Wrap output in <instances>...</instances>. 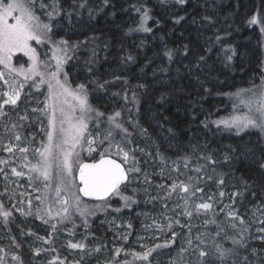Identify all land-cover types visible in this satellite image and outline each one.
Returning <instances> with one entry per match:
<instances>
[{"label": "trees", "instance_id": "16d2710c", "mask_svg": "<svg viewBox=\"0 0 264 264\" xmlns=\"http://www.w3.org/2000/svg\"><path fill=\"white\" fill-rule=\"evenodd\" d=\"M52 2L57 9H62L59 19L70 31L66 34L63 29L56 30L50 42L55 45L61 40L68 41L67 46L60 43L61 49H66L62 50L66 62L64 72L69 84L85 85L92 109L88 117L89 123L93 122L89 124L92 129H107L105 137L109 131L119 132V146L129 155L127 138L133 137L148 149L159 147L173 159H185L190 167L203 162L198 174L205 173L207 183L197 181L192 189L195 188L197 195H204L207 185L229 191L234 197L231 208L235 214L241 215L255 203L264 204V168H261L264 164V141L256 133L236 135L214 125V121L230 107L227 94L241 86L255 85L254 76L262 71L264 0H185L183 4L179 0ZM145 11L148 19L144 27L151 31H144L140 26ZM254 15L257 22L250 23ZM169 50L172 51L171 59L166 54ZM229 55L231 60L227 58ZM28 105L40 112L43 102L36 104L31 101ZM0 106L1 118L6 104L2 105L0 100ZM126 108L146 129L149 139L130 133L124 119ZM115 112H120L115 123L122 128H116L108 118ZM26 123L31 122L27 120ZM35 131L33 124L29 128L17 129L13 136H10L12 129L9 134L0 131V145L12 138V142L21 145L20 150L23 146L25 153L33 158L36 139L31 138V133ZM104 144L107 145V139ZM173 146L178 149H173ZM20 150H5L4 155L20 157L23 153L19 155ZM255 156H259L258 159ZM81 157L82 161L96 160L100 153ZM1 175L0 171V204L11 215L7 220L0 216V260L2 264H32L25 248L26 242L36 239L45 246H51L44 236L53 231L34 211L30 212L31 204L28 209L26 202L28 194H31V200L39 196L41 185L33 173L31 182L26 176L28 186L25 185L26 178L18 176V182L24 189L18 188L22 200L14 206L12 198L3 189ZM32 186L34 192L31 193ZM196 188L202 191H196ZM34 207L37 209V205ZM121 213L131 214V210L123 209ZM97 217L100 215L94 220ZM133 222L131 218L132 232ZM31 225L42 227L37 226L33 230ZM57 228L65 230L67 227ZM87 229L92 239L104 245L112 241L109 234H102V225L95 221ZM115 241L122 245L120 248L127 245L126 240ZM254 244L264 252V243ZM231 249L242 252L244 258L253 264H264V257L251 256L241 246H231ZM188 263L193 262L190 259Z\"/></svg>", "mask_w": 264, "mask_h": 264}, {"label": "rangeland", "instance_id": "374dc122", "mask_svg": "<svg viewBox=\"0 0 264 264\" xmlns=\"http://www.w3.org/2000/svg\"><path fill=\"white\" fill-rule=\"evenodd\" d=\"M2 2L6 4L11 0H2ZM41 4L45 7H41ZM60 10L57 9L52 0H34V12L39 17L40 22L47 23L51 27V31L47 34H44L42 30H38L42 37L39 42L36 40L29 42L30 46L35 49L37 74L33 75L29 71L33 60L24 52H13L8 66L0 64V73L3 74L0 76V100L2 105L4 100L8 99L4 95L5 93L12 94L13 90L19 92L16 103L6 104L4 108V111H6L3 117L0 118V131L7 134L12 129L13 132L10 136H13L17 129L29 128L30 124H33L36 131L31 133V138L39 139L34 141L35 145L33 144V149L35 148L32 150L33 158L22 151L23 146L20 150L21 145L18 142H12V138L11 140L7 139L6 143L0 145V171L3 189L8 193L7 196L12 198L13 204L21 203L22 198L18 193V188L22 185L18 182V176H23L26 180L28 177L29 182H31V175L32 173L35 174L36 181L41 185V193L37 196L40 199L33 197L31 200V194H28L26 200L28 209L29 201H31V211H29H34L43 223H47L49 229L53 228V233L50 232V235L45 234L44 236V239L51 246H45L43 242L38 240L44 246H34V243H31L30 247L26 242L25 248L27 247L30 253V262L32 264H253L244 258L242 252L232 250L231 246H241L251 256L263 258L264 252H260L254 243H264V231H261V229H264V204L255 203L240 215L233 212L231 207L234 205V197L227 190L217 188L216 185H207V191L204 195H197L194 191L195 188L192 189L193 185L197 181L200 184L207 183L206 174H198L199 171L196 170L197 168L201 170L203 162L199 161L197 165L190 167V164L187 165L189 162L185 159L182 161L179 158L173 159L167 156L159 147L148 149L137 138H127L130 145V155L125 167L139 168L140 171L130 172L128 182L126 186L121 188L119 194H114L102 201L84 200L79 196L75 179L77 169L75 164L73 165L72 174L69 176L64 173L63 179L59 175L56 162L49 170L50 176L47 180L36 170V166L42 162L40 153L43 151L44 145L48 143L47 133L50 131L49 120L51 118L50 105L56 104L57 109H59L61 101L64 99L63 96H60L58 100L50 98L48 88L51 73L57 70V57L62 58L64 61L58 78L61 82L66 79L67 85L72 90H76L78 87L69 84L67 75L64 72L66 62L62 50L66 51V49L64 47L61 49L60 43L54 45L50 42L51 35L53 36L56 30L63 29L66 34L70 31L66 27V23L59 19V13L62 12V9ZM49 13L52 15H49ZM18 14V12H14L13 16ZM8 22L14 23L15 21L12 17H9ZM261 70L259 74L254 76L255 85L241 86L227 94L231 102L230 107L214 121L215 126L219 125L224 130L236 135L245 132L256 133V136L261 137L264 141V130L260 128L249 127L238 130L235 127H226L224 124L218 123L221 120H229L233 116L249 114L250 109L252 115L257 114L258 99L264 96V53ZM51 82L53 91L58 92L55 80ZM249 100L252 101L250 106L247 104ZM31 101L36 104L43 102L42 110L36 112L31 109V106L28 105V102ZM76 103L71 97L68 98V105ZM68 105H64L66 110ZM8 110H11V113H7ZM89 113L90 111L83 113L87 128L80 139V143L74 149L73 160L78 159L82 162V155L91 157L92 154L105 152L108 149L110 156L123 162V153L117 155L118 149L116 147L120 144V137L117 136L120 133L115 134V132H112V136L107 139V145H105V130L107 129H92L91 125L89 126L93 123H89ZM81 115L79 107H75L72 111L73 123H76ZM56 116L57 127L59 128V120L61 119L59 110H57ZM124 119L131 130V134L133 132L138 138H150L149 134L146 133V129L139 125L134 115L129 113L127 108ZM27 120L31 123H26ZM64 127L67 129L68 124L65 123ZM89 140H92L91 145L88 143ZM57 142H59V138ZM64 147L67 148L69 145H64ZM89 147L93 151L89 152ZM9 148H18L20 150L19 155L23 152L22 156H5L4 151ZM173 149L177 150L178 147L173 146ZM133 157L135 162H133ZM255 157L258 159L259 156ZM33 170L34 172H32ZM16 173H20V175ZM173 183L178 185L175 191L171 188ZM26 184L28 185V180ZM181 184L188 185V192L182 190L179 186ZM29 186L31 185L29 184ZM57 187L61 189L59 200L64 199L65 196L68 198L67 213L62 211L64 205L57 198ZM31 189H33V186ZM73 193L75 196L72 195ZM76 196L79 197V210H77ZM124 197H129V199L125 200ZM201 203H209L212 207L206 210L197 209L196 206ZM36 205L37 209L34 207ZM28 209L25 210L28 211ZM48 209H51V215L48 214ZM123 209L131 210V214H122ZM108 211L111 212L107 214ZM58 212L60 213L59 216L57 215ZM81 212L84 214L81 215ZM189 212H191L190 216L187 214ZM229 213H234V215H229ZM99 214L100 217L94 220ZM74 218L77 219L73 221ZM131 218L134 220L133 232L130 228ZM241 219L244 221L243 224L240 222ZM93 221L102 225V234H109L108 238L112 241L107 245L90 237V231L87 227ZM170 224L171 227H169ZM53 225L58 230H55ZM232 225H235V227H232ZM37 226L42 227V225H31V229L35 230ZM60 226L67 227L66 231L57 228ZM71 232L74 234L72 233V235ZM217 232L220 233L219 236L216 235ZM61 233L65 234L62 235ZM173 233H175V236H173ZM61 235L63 238H60ZM198 236L200 240H197ZM115 239L126 240L127 245L120 248L119 246L122 245L117 243ZM233 239L239 241V243L234 244ZM189 240L192 241L191 245L188 244ZM201 240L203 243L200 242ZM82 243L83 248L70 247V244ZM157 245L161 247L157 248ZM217 245H220L222 249H231L232 251L222 260L216 249ZM35 248L39 251L35 252ZM160 248H163V250H159ZM148 249H154V251L146 261L135 255L142 254ZM181 249H186V251L182 252ZM201 250L206 252L207 255L200 257L199 252ZM44 253L49 255H44ZM190 259L193 263H188ZM184 260H186L185 263ZM3 262L5 263L4 260Z\"/></svg>", "mask_w": 264, "mask_h": 264}, {"label": "snow or ice", "instance_id": "6c2138e0", "mask_svg": "<svg viewBox=\"0 0 264 264\" xmlns=\"http://www.w3.org/2000/svg\"><path fill=\"white\" fill-rule=\"evenodd\" d=\"M105 3L108 0H104ZM179 3H185V0H179ZM41 7H45V5L41 4ZM140 11V9H137ZM14 12H18V15H14ZM49 15H52L49 13ZM12 17L14 19V23H9L8 18ZM148 19L147 11L144 12L143 16L141 17L140 26L143 28L144 31H151L150 28L144 27V22ZM181 19H183L181 17ZM178 22V21H177ZM257 16H253L250 20V23H256ZM42 30L44 34H47L51 31V27L47 23H41L39 17L34 12V0H11L9 3H3L0 0V64H4L8 66L11 56L13 52H24L26 55H29L30 58L33 60V64L31 65L29 71L35 75L37 74V65H36V57H35V49L30 46V41L36 40L39 42L41 40L40 31ZM264 32V28L261 29ZM219 39V38H217ZM60 43L64 46L68 45V41L61 40ZM169 58L171 59L172 51L169 50L166 53ZM231 60V55L227 57ZM131 59V57H129ZM203 59V57H201ZM63 59L57 57V70L51 73V80L48 82V88L50 93V98L59 99L60 96H63L64 99L61 101L59 109H57L56 104L50 105L51 108V118L49 120L50 131L47 133V140L48 143L44 145L43 151L40 153L42 157V162L38 166H36V170L41 173V175L47 180L50 176V169L53 166V163L56 162V167L59 169V175L61 179H63L64 173H67L69 176L73 172V165L75 164L79 168V179L83 185L80 187L78 191L83 193L84 196H95L98 199H103L109 194H119L121 190V186H126L125 182L129 179L130 172H139V168H126L125 163L129 160V153L124 151L119 145H117V155L123 153V162H118L116 159H112L110 155L106 154L109 150L106 149L105 152L100 153V157L98 160L93 161L92 163H84L76 159L73 160L74 156V149L77 144L80 143V139L84 134V131L87 128V124L84 121L83 113L86 111H91L88 105V97L85 90V85L80 84L78 85L76 90L70 89L67 85V80L65 79L64 82L58 78L60 72L62 71V63ZM3 74L0 73V76ZM27 79V76L25 77ZM52 80H55L57 91H53V84ZM7 83V81H6ZM22 87V85H21ZM8 99L4 100V104H15L17 99L19 98V92L13 90L12 94L5 93ZM71 97L72 100L76 101L77 103L74 105H68V98ZM135 99V96H133ZM252 103L251 100L247 101V104L250 106ZM64 105H68L67 110L65 109ZM75 107H79L81 111V117L76 123L72 121V111ZM59 110L61 119L59 120V128L57 127V116L56 112ZM257 114L252 115L251 109L249 114L244 116H233L229 120H221L218 123L224 124L226 127H235L238 130H243L249 127L260 128L264 130V96L258 99V107H257ZM97 115H102V113H97ZM120 116V112H115L113 116L109 117V120L115 123V118ZM68 124V128L64 127V124ZM116 128H122V125L119 123H115ZM126 132L127 130L124 129ZM112 136V132L109 131L105 139H108ZM59 138V142H57ZM19 139V136L16 137ZM89 145L92 144V140L88 141ZM64 145H69V147L65 148ZM89 152L93 151L91 147H89ZM11 151V148L8 149ZM22 151H26V149H22ZM39 151V150H38ZM78 155V154H76ZM133 162H135V158L133 157ZM211 159V157H209ZM261 168H264V164H261ZM200 171L199 168L196 169ZM15 171V170H13ZM20 175V173H16ZM211 179V177H209ZM223 183V180L220 181ZM184 192H188L189 188L188 185L181 184L179 185ZM178 187L177 184L173 183L171 186L172 190ZM196 191H202L199 188H196ZM56 195L59 200L61 197V189L57 187ZM75 196V194H72ZM223 195V193H221ZM37 199H40L37 197ZM125 200H128L129 197H124ZM77 200V210H79V197L76 196ZM59 202L64 205L62 211L67 213L68 208V198L67 196L64 199L59 200ZM31 204V201H29ZM197 209H210L212 207L209 203H201L198 204ZM20 211V209H17ZM48 214L51 215V209H48ZM119 211V209H117ZM84 213L81 212V215ZM189 216L191 212L187 213ZM11 215V212L5 210L3 205L0 204V216H3L5 220ZM57 215L59 216L60 213L58 212ZM229 215H234V213H229ZM47 222V221H45ZM214 222V221H213ZM241 224L244 221L241 219ZM178 223V221H177ZM55 227V225H53ZM171 227V224L169 225ZM235 227V225H232ZM264 231V229H261ZM217 236L220 235L219 232L216 234ZM175 236V233H173ZM228 239H232L231 237H226ZM197 240H200V237H197ZM203 243V241H200ZM233 243H239L233 239ZM188 244L191 245L192 241L189 240ZM72 248H83V244H70ZM161 247L160 245L156 246ZM197 247H199L197 245ZM217 251L219 252L220 258L226 257V255L231 252V249H222L220 245L216 246ZM39 251V250H37ZM119 251V250H118ZM154 249H148V251L142 254H135L138 258L142 260H148L151 253ZM181 251H186V249H181ZM207 253L204 251L199 252L200 257L206 256ZM18 259V257H14ZM245 259H247L245 257Z\"/></svg>", "mask_w": 264, "mask_h": 264}, {"label": "water", "instance_id": "95a60500", "mask_svg": "<svg viewBox=\"0 0 264 264\" xmlns=\"http://www.w3.org/2000/svg\"><path fill=\"white\" fill-rule=\"evenodd\" d=\"M112 159H116V160H118V162H121L119 159H117V158H114L113 156H110ZM99 159V158H98ZM98 159H96V160H98ZM93 161H95V160H85V161H82V162H84V163H92ZM75 179H76V182H77V184H78V188H77V191H78V189L80 188V187H83V185H82V183H81V181H80V179H79V168L77 167V169H76V172H75ZM128 181H126L125 182V184L127 183ZM123 186V185H122ZM121 186V187H122ZM78 194L80 195V197L82 198V199H84V200H89V201H102V200H105V199H107V198H109L111 195H113V194H109V196H107V197H105V198H103V199H98V198H96L95 196H84L83 195V193H80L79 191H78Z\"/></svg>", "mask_w": 264, "mask_h": 264}, {"label": "bare ground", "instance_id": "6f19581e", "mask_svg": "<svg viewBox=\"0 0 264 264\" xmlns=\"http://www.w3.org/2000/svg\"><path fill=\"white\" fill-rule=\"evenodd\" d=\"M2 128H3V127H2ZM8 128H9V127H8ZM34 145H35V144H34ZM37 145H38V144H37ZM25 146H26V145H25ZM38 146H39V145H38ZM29 147H30V144H29ZM35 147H36V146H35ZM5 164H6V163H5ZM29 184H30V183H29ZM27 186H28V185H27ZM13 187H14V186H13ZM29 187H30V186H29ZM14 188H15V187H14ZM22 188H23V187H22ZM23 189H24V188H23ZM20 190H21V189H20ZM32 190H33V189H32ZM28 191H29V190H28ZM30 191H31V190H30ZM30 191H29V193H30ZM32 192H34V190H33ZM32 192H31V193H32ZM12 193H13V192H12ZM10 194H11V193H10ZM27 194H28V193H27ZM12 202H13V201H12ZM12 202H11V203H12ZM14 206H15V203H14ZM16 206H17V205H16ZM15 208H16V207H15ZM16 209H17V208H16ZM16 209H15V210H16ZM25 214H27V213H25ZM20 219H21V218H20ZM27 220H28V219H27ZM22 221H24V220H22ZM24 223H25V222H24ZM23 228H24V227H23ZM25 229H26V228H25ZM29 229H30V228H29ZM30 230H31V229H30ZM30 230H29V232H30ZM55 230H58V229H55ZM27 231H28V230H27ZM65 231H66V230H65ZM67 231H68V230H67ZM29 232H28V233H29ZM72 233H73V232H71V234H72ZM61 234H62V233H61ZM73 234H74V233H73ZM73 234H72V235H73ZM76 234H77V233H76ZM24 236H25V235H24ZM24 236H23V237H24ZM29 236H30V235H29ZM61 236H62V235H61ZM20 238H21V237H20ZM83 239H84V238H83ZM81 241H82V240H81ZM5 243H6V242H5ZM51 244H52V243H51ZM82 244H83V243H82ZM43 245H44V244H43ZM65 246H66V245H65ZM67 246H68V245H67ZM95 246H96V245H95ZM37 248H39V247H37ZM52 248L55 249L54 247H52ZM26 249H27V248H26ZM86 249H87V248H86ZM34 250H36V248H35ZM32 251H33V250H32ZM33 252H34V251H33ZM35 252H37V250H36ZM29 254H30V253H29ZM49 259H51V258H49ZM60 263H61V262H60Z\"/></svg>", "mask_w": 264, "mask_h": 264}, {"label": "built area", "instance_id": "2783aa9c", "mask_svg": "<svg viewBox=\"0 0 264 264\" xmlns=\"http://www.w3.org/2000/svg\"><path fill=\"white\" fill-rule=\"evenodd\" d=\"M39 139H36L35 141H37ZM53 233V231L51 232ZM65 233H62V235H64ZM62 238V236L60 237ZM31 240H33V242H31ZM31 243H34V246H44L43 243L39 242L38 240L36 239H30L29 241H27V245L31 247ZM44 255H49L48 253H44Z\"/></svg>", "mask_w": 264, "mask_h": 264}, {"label": "flooded vegetation", "instance_id": "af4514ba", "mask_svg": "<svg viewBox=\"0 0 264 264\" xmlns=\"http://www.w3.org/2000/svg\"><path fill=\"white\" fill-rule=\"evenodd\" d=\"M114 195V194H113ZM112 196V195H111ZM100 215V214H99ZM98 216V215H97Z\"/></svg>", "mask_w": 264, "mask_h": 264}]
</instances>
